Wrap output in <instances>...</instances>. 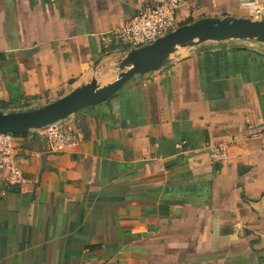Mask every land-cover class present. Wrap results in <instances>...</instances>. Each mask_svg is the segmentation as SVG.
<instances>
[{"label": "crops", "instance_id": "obj_1", "mask_svg": "<svg viewBox=\"0 0 264 264\" xmlns=\"http://www.w3.org/2000/svg\"><path fill=\"white\" fill-rule=\"evenodd\" d=\"M164 1L0 0L3 112L114 82L130 50L118 30ZM246 1L186 0L177 24L250 18ZM263 122L264 45L230 40L66 120L80 141L65 152L15 138L23 181L0 172V264H264ZM208 144L226 147L220 162Z\"/></svg>", "mask_w": 264, "mask_h": 264}, {"label": "water", "instance_id": "obj_2", "mask_svg": "<svg viewBox=\"0 0 264 264\" xmlns=\"http://www.w3.org/2000/svg\"><path fill=\"white\" fill-rule=\"evenodd\" d=\"M230 40L264 45V20L234 17L203 18L181 26L152 44L127 51L119 65L120 73L112 83L101 86L93 79L61 99L42 107L19 112L0 111V133L27 135L53 123L65 121L110 100L134 77L163 69L181 50Z\"/></svg>", "mask_w": 264, "mask_h": 264}, {"label": "built area", "instance_id": "obj_3", "mask_svg": "<svg viewBox=\"0 0 264 264\" xmlns=\"http://www.w3.org/2000/svg\"><path fill=\"white\" fill-rule=\"evenodd\" d=\"M185 1L165 0L155 7L144 9L131 22L123 25L118 30V37L130 49L154 43L178 28L177 11ZM241 7L249 12L250 19L263 20L264 8L258 0L243 2ZM65 121L56 122L42 130L35 131L46 136L55 152H65L69 147L77 145L80 141L77 131L74 128L66 127L64 125ZM258 135L264 146V122ZM15 138H17L16 135L0 133V172L5 174L7 185L18 184L23 181L21 171L14 160L13 144ZM182 147V145L177 146L178 149H182ZM206 149L215 162H220L225 156V146L208 144ZM2 195L5 194L2 193Z\"/></svg>", "mask_w": 264, "mask_h": 264}, {"label": "trees", "instance_id": "obj_4", "mask_svg": "<svg viewBox=\"0 0 264 264\" xmlns=\"http://www.w3.org/2000/svg\"><path fill=\"white\" fill-rule=\"evenodd\" d=\"M179 27H181V26L178 25V28H179ZM127 47H128V46H127ZM128 48H129V47H128ZM0 111H5V108L0 107ZM20 136H24V135H16V137H20Z\"/></svg>", "mask_w": 264, "mask_h": 264}]
</instances>
